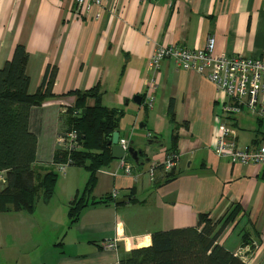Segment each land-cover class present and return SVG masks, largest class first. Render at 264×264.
<instances>
[{"label":"crops","instance_id":"0c3cea01","mask_svg":"<svg viewBox=\"0 0 264 264\" xmlns=\"http://www.w3.org/2000/svg\"><path fill=\"white\" fill-rule=\"evenodd\" d=\"M209 37L218 55L264 58V0H113L80 15L75 0H0V69L17 45L25 46L29 93L35 94L49 68H57L53 93L59 98L33 108L30 116L38 140L34 167L56 171V138L67 130L61 110L76 102L74 96L60 97L97 85L104 105L125 113L121 138L131 134L130 143L150 159L134 164L130 174L121 160L100 169L92 198L113 192L117 198L86 208L73 225L69 204L90 176L76 166L59 174L53 197L40 200L33 214L0 213V264H119L132 250L150 246L154 232L196 226L205 213L223 218L236 204L241 215L222 242L231 252L247 249L254 264H264V166L216 155V84L164 60L153 107L134 102L136 96L145 100L156 49H204ZM171 100L180 125L174 170L180 173L165 183L163 170L151 177L149 169L171 150ZM247 116L230 119L232 136L240 147L264 144V122ZM123 198L129 201L117 204ZM117 237V250L106 252L104 243ZM243 237L256 245L254 251L243 246Z\"/></svg>","mask_w":264,"mask_h":264},{"label":"trees","instance_id":"16d2710c","mask_svg":"<svg viewBox=\"0 0 264 264\" xmlns=\"http://www.w3.org/2000/svg\"><path fill=\"white\" fill-rule=\"evenodd\" d=\"M28 61L25 46L17 45L12 59L0 69V213L33 214L40 200L47 202L53 197L59 179L57 171L34 167L38 140L30 126L33 108L59 98L53 93L57 68L50 67L40 88L30 94ZM69 96H74L76 102L64 114L66 131L77 130L82 146L73 153L57 150L53 164L71 159L72 166L84 168L90 175L83 191L69 204L68 217L73 225L86 208L113 201L111 195L99 200L91 195L98 182V171L113 162L111 142L125 113L104 105L100 85L90 90L70 91L60 98ZM168 118L173 127L170 156L178 153L180 129L174 100L170 102ZM141 158L146 159L147 155L143 153ZM125 162L135 164L130 156L125 157ZM157 169L164 171L163 165ZM176 169L164 171L165 183L176 179L180 173L174 171ZM241 211V205L236 204L223 218L214 219L210 213H205L199 216L196 226L156 231L151 236V246L133 250L121 258L119 264H246L219 243L227 227L237 225ZM243 239V246H248L250 242H246V237Z\"/></svg>","mask_w":264,"mask_h":264},{"label":"built area","instance_id":"2783aa9c","mask_svg":"<svg viewBox=\"0 0 264 264\" xmlns=\"http://www.w3.org/2000/svg\"><path fill=\"white\" fill-rule=\"evenodd\" d=\"M75 2L76 14L80 15L83 10L85 13H92L96 8H106L113 0H75ZM95 16L98 18L99 14ZM214 48L215 39L209 37L204 49L187 50L177 47H159L156 49L149 62L153 71V79L146 90L144 105L148 109L153 107L154 93L159 82L161 64L164 60H172L182 69L205 74L217 87L216 101L219 105V112L216 119L218 122L214 150L216 155L230 163L238 162L243 165L264 166V144L255 147H240L232 136L229 126L232 117L243 114H248L254 119L264 122V58L218 55L214 52ZM66 110L67 108L62 109L61 114L64 115ZM130 137L131 134L119 140L126 156H128ZM56 146V150L68 153L78 151L82 146L79 132L69 130L61 133L57 137ZM125 157L121 160L122 165H125L127 174H130L132 165L125 162ZM179 163V152L170 156L167 155L163 162L151 163L149 173L151 177H154V172L158 166L163 165L164 171L169 172L177 168ZM55 166L58 174L65 175L72 166L71 159ZM112 198H117L116 192L113 193ZM114 246V240L104 243V248L107 249L114 248ZM242 251L247 252L248 250L242 249Z\"/></svg>","mask_w":264,"mask_h":264},{"label":"water","instance_id":"95a60500","mask_svg":"<svg viewBox=\"0 0 264 264\" xmlns=\"http://www.w3.org/2000/svg\"><path fill=\"white\" fill-rule=\"evenodd\" d=\"M134 102L137 105H141L142 103V97L140 96H136L134 97ZM86 112V111H84ZM121 138V135L119 133V131H116L113 134V138H112V142H111V146H112V158L113 160H123L124 157L126 156V152L124 151V149L122 148V146L119 144V140ZM143 152L142 151H138L135 149L134 145L132 143H130L129 147H128V151H127V155L131 157V159L135 162L136 165H140V166H144L145 164L150 162V159L147 157L146 159H142ZM129 199L123 198L117 201V204H123L125 202H128Z\"/></svg>","mask_w":264,"mask_h":264},{"label":"rangeland","instance_id":"374dc122","mask_svg":"<svg viewBox=\"0 0 264 264\" xmlns=\"http://www.w3.org/2000/svg\"><path fill=\"white\" fill-rule=\"evenodd\" d=\"M158 86V85H157ZM243 115H247V114H243ZM247 117H250L251 118V116H247ZM252 120H254L253 118H251ZM34 133V132H33ZM35 134V133H34ZM61 134V133H60ZM60 134H58L57 135V137L60 135ZM56 141H57V138H56ZM166 143H167V141H165ZM57 151V150H56ZM55 151V152H56ZM59 179L61 178V176H59L58 177ZM114 193V192H113ZM113 193L111 194V196L113 195ZM53 201H55V198H54V200ZM226 231V230H225ZM66 234V233H65ZM224 235V234H223ZM223 237V236H222ZM222 237H221V239H220V244L221 245H223L224 247H225V245H224V243L222 242ZM62 237H60L59 239H61ZM58 239V240H59ZM112 240H114V243H115V246H114V248H111V249H107V248H104V250L106 251V252H113V251H115V250H117V247H118V243H119V241L121 240V237H117L116 239H112ZM151 246V245H150ZM249 246H251V251H254V249H255V247H256V245H253L251 242H250V244L248 245V247ZM149 247V246H148ZM244 247H246V246H244ZM253 247V248H252ZM146 248V247H145ZM226 248V247H225ZM139 249H141V248H139ZM227 249V248H226ZM135 250V249H134ZM133 251V250H132ZM131 251V252H132ZM230 251V250H229ZM239 251H241L240 253H239ZM130 252V253H131ZM232 253H234V255L235 256H237V257H241V259L246 263V264H254L255 263V261H254V259L253 258H250V254L249 253H247L246 251H242V249L240 248L238 251H235V252H232ZM239 253V256L237 255ZM239 257V258H240Z\"/></svg>","mask_w":264,"mask_h":264}]
</instances>
